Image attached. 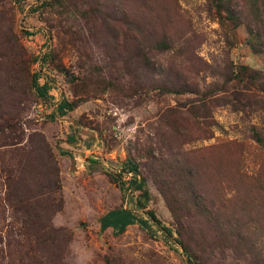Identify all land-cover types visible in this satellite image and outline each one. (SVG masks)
<instances>
[{
    "label": "rangeland",
    "instance_id": "374dc122",
    "mask_svg": "<svg viewBox=\"0 0 264 264\" xmlns=\"http://www.w3.org/2000/svg\"><path fill=\"white\" fill-rule=\"evenodd\" d=\"M43 1L0 0V264H264V0Z\"/></svg>",
    "mask_w": 264,
    "mask_h": 264
},
{
    "label": "trees",
    "instance_id": "16d2710c",
    "mask_svg": "<svg viewBox=\"0 0 264 264\" xmlns=\"http://www.w3.org/2000/svg\"><path fill=\"white\" fill-rule=\"evenodd\" d=\"M28 0H20V2H27ZM48 0H46L45 2H42V5H44L45 3H47ZM215 4L217 7V10L220 11H226L227 15L229 17L230 20H233L234 23H238L240 25L241 23V18L243 16L242 13L239 14H235V10L230 8L229 6L227 8H225V2L226 0H215ZM237 24V25H238ZM255 50L257 52H259V48L255 47ZM41 60V65H46L47 61H48V56H44V57H40L37 59V62ZM241 75L245 76L246 72L248 71L247 67H242L241 68ZM256 79V78H254ZM40 78L38 75H34L33 78V88L34 90L37 91V94L41 97L46 96V94L49 91V86L48 84H44L43 86H40L39 84ZM73 106L70 102L68 101H63L61 102V104L58 107V111L59 114L61 116H65L67 114L68 111L72 110ZM258 139L260 142H264V139L261 138L258 135ZM264 146V144H263ZM123 170L125 172H129V173H136L137 176H133V179L131 180V186L133 188H135L136 190H141V191H145V186L146 183L144 182V180L140 179L138 177L139 175V168L136 164L130 162L127 164L126 167L123 168ZM122 174H120L121 176ZM172 191V188H171ZM173 192V191H172ZM170 192L168 191H163V195L165 196L167 205L174 217L175 223L177 225V235L179 237H181V244L183 245L184 249L188 252V244L186 243L188 240L185 239L187 236V222L188 221V217L189 215L192 216L193 210L197 212H200L201 214H205L208 213L209 215L212 213L210 211V209L206 208L204 203H202V200H199L196 204H195V208H189L188 206H181L178 205L180 198L179 195L174 194L173 193V202L171 198V196H168ZM144 197L147 196V192L145 191L144 193ZM200 197L198 196L197 199H199ZM140 207L142 208H146V203L143 201V199L140 200ZM205 210V211H204ZM210 212H208V211ZM207 211V212H206ZM147 215L150 217L149 219L152 220L153 223H156L163 231L164 233H166L169 236H172L174 231L171 230L170 228H167L166 226L163 225V223L156 217V215L153 212H148ZM187 219V220H185ZM100 224H101V231H106L108 229H112L115 235H121L123 234L128 227L133 226V225H140L142 228H147L148 227V222L144 221L143 218H141L138 214V212H136L133 209H130L128 207H121L119 209H115L112 211H109L106 215H104L101 220H100ZM189 260H191V258H188Z\"/></svg>",
    "mask_w": 264,
    "mask_h": 264
},
{
    "label": "built area",
    "instance_id": "2783aa9c",
    "mask_svg": "<svg viewBox=\"0 0 264 264\" xmlns=\"http://www.w3.org/2000/svg\"><path fill=\"white\" fill-rule=\"evenodd\" d=\"M38 64H39V66H42V65H41V64H42V63H41V60L38 61Z\"/></svg>",
    "mask_w": 264,
    "mask_h": 264
},
{
    "label": "crops",
    "instance_id": "0c3cea01",
    "mask_svg": "<svg viewBox=\"0 0 264 264\" xmlns=\"http://www.w3.org/2000/svg\"><path fill=\"white\" fill-rule=\"evenodd\" d=\"M124 207H127L126 205Z\"/></svg>",
    "mask_w": 264,
    "mask_h": 264
},
{
    "label": "water",
    "instance_id": "95a60500",
    "mask_svg": "<svg viewBox=\"0 0 264 264\" xmlns=\"http://www.w3.org/2000/svg\"><path fill=\"white\" fill-rule=\"evenodd\" d=\"M124 171V170H123Z\"/></svg>",
    "mask_w": 264,
    "mask_h": 264
}]
</instances>
